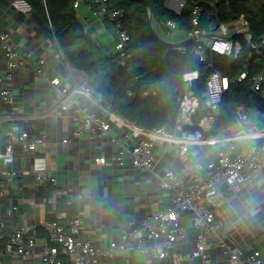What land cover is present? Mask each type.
Segmentation results:
<instances>
[{
  "label": "built area",
  "instance_id": "1",
  "mask_svg": "<svg viewBox=\"0 0 264 264\" xmlns=\"http://www.w3.org/2000/svg\"><path fill=\"white\" fill-rule=\"evenodd\" d=\"M83 1L74 0V7L78 10ZM168 3L178 10L184 1L169 0ZM11 6L21 13L30 14L31 6L26 0H12ZM88 8L94 9L95 14L114 25L116 37L113 47L118 50L116 54L119 56V63L125 64L131 53L127 48L130 34L123 28L121 20L124 16L123 9L112 7L110 0H90ZM199 13L200 9H195V24ZM237 21L244 24L246 29L242 30L249 29L245 19ZM165 28L168 34H184L183 42H193L191 47H173L181 53L196 55L200 61L207 60V48L229 59H236L242 48L241 43L230 37V34L214 33L207 42L197 37L202 34L198 30L182 32L173 20L166 21ZM244 34L249 39V33ZM263 45L264 32L261 44H256L253 48L257 54L264 56ZM21 46L14 42L10 31L0 32V51L7 67L5 76L0 74V82L4 78L11 79L15 69L32 63L34 51L23 46L22 49ZM62 60L72 83H66L52 70L46 56H41L34 64V70L49 84L53 95L52 105L46 111L16 110L13 107L15 94L8 88L0 89L1 101L9 106L0 113V119L9 121L5 132V148L0 152V196L4 194V181L11 183L17 173L14 159L18 147L22 155L30 159L34 178L40 186L56 184V177L50 173L46 157L38 151L39 146L46 142L47 134L38 129L36 122L47 116L58 118L68 115L74 126L62 138V143L78 140L83 134H88L91 140H108L115 145L112 159L109 161L101 154L94 157L95 164L145 170L156 177L160 187L169 193L170 203L151 212L138 223L130 220V228L124 230L117 241L109 240L107 245L100 246L86 236L85 218L59 208L58 199L65 196L61 192L52 193L44 197L51 218L40 225L46 232L41 247L37 248L38 226L22 222L7 236L0 233V255L28 257L38 253L43 264H106L105 257H113L117 252L124 254L139 251L146 257L164 260L168 264H212L208 249L209 238L214 236L226 256L227 264H264V257L259 250L254 249L246 254L243 247L228 243L219 233L221 223L217 220L218 213L235 198H239L247 190L262 188L260 179L264 185V111L240 105L236 107V125L239 127L237 132L223 136L218 134L221 130L213 133L230 78L218 69L209 72L203 93V108L207 113L198 117L203 109L199 95L190 89V82L198 76V71H192L183 75L187 86L179 98L174 122L147 128L114 110L88 84L84 71L72 66L63 55ZM245 77L246 71H243L238 81ZM263 81L264 73L256 75L253 91H260ZM75 96L89 100L96 108L90 110L75 99ZM111 130L116 134H112ZM241 140H247L249 144L244 146L240 143ZM159 144L165 147L164 152L170 147L177 148L180 170L165 165L161 155L155 152ZM193 145L211 146L215 158L207 155L205 161L198 157L192 149ZM79 198L80 196L68 194L66 203L74 205ZM18 208V203H12L7 213L11 215ZM185 213H190V217L185 218ZM186 219H189L196 232L194 246L189 249L182 246L189 237ZM0 226L4 227V223L0 222ZM129 262L130 259L126 257L125 263Z\"/></svg>",
  "mask_w": 264,
  "mask_h": 264
},
{
  "label": "crops",
  "instance_id": "2",
  "mask_svg": "<svg viewBox=\"0 0 264 264\" xmlns=\"http://www.w3.org/2000/svg\"><path fill=\"white\" fill-rule=\"evenodd\" d=\"M11 2L12 0H0V32L10 31L14 42L34 51V57L31 64L15 69L11 79L4 78L0 82V89L8 88L15 94L13 107L16 110L46 111L52 105L53 95L49 90V84L34 70L37 60L41 56H46L52 70L66 83H72L73 80L63 64L62 54L55 43L44 39L31 15L15 10ZM89 2L90 0H84L81 3L77 10L78 17L93 45L101 53L109 51L110 47L114 46L115 27L105 18L95 14L94 9L88 8ZM234 23L237 28L233 32L246 29L242 22L234 21ZM159 28L157 32L164 40L183 42L184 34L179 32L168 34V31L165 32ZM233 32L218 30L215 33L232 34ZM203 39L207 42L209 40L205 37ZM6 69V63L0 51L2 76H5ZM74 98L90 110L96 108L89 100L77 96ZM8 107L0 99V113ZM36 123L38 129L47 134L46 142L39 146L38 151L46 157L48 169L56 177V184L52 183L55 186L52 193L61 192L65 197L68 194L80 196L73 205L75 213L85 218L86 236L96 244L103 246L107 245L109 240L117 241L123 231L130 228V220L138 223L151 212L170 203L169 193L160 187L156 177L145 170L130 166L121 168L114 165L95 164L94 157L101 154L105 155L109 161L112 159L115 145L108 140H91L88 134H83L78 140H72L67 144L62 143V138L68 135L74 126L70 116L58 118L47 116ZM8 126V120L0 119V152L5 148V132ZM238 128L235 125L228 129ZM111 133L116 134L114 130H111ZM240 143L247 146L249 141L241 140ZM192 149L205 161L207 155L215 158L214 149L211 146L193 145ZM164 150L165 147L159 144L155 152L161 155L167 167L180 170L177 162V148L170 147L166 152ZM14 166L17 170L15 178L11 183L4 181V194L0 196V222L4 223V227L0 226V233L4 236L22 222L34 223L39 228L49 215L48 203L44 200L45 196L41 194V187L51 183L40 186L36 182L30 159L22 155L20 147L15 150ZM1 167L0 162V169ZM259 184L262 188L247 190L239 198L228 203L224 210L218 213L217 220L221 223L219 233L228 243L243 247L246 254L257 249L264 257V185L261 179ZM12 203H18L19 208L9 215L7 209ZM250 210L253 212L251 213ZM189 217L190 213H185V218ZM185 224L189 237L182 246L189 249L194 246L196 232L191 227L189 219H186ZM45 237V230L38 229L37 248L41 247ZM208 250L212 264H227L226 256L222 253L218 240L214 236L209 238ZM124 257L130 259L128 264H168L164 260L157 261L146 257L139 251L124 254L117 252L113 257H105V262L106 264H126ZM0 264L43 263L39 254L36 253L28 257L0 255Z\"/></svg>",
  "mask_w": 264,
  "mask_h": 264
},
{
  "label": "trees",
  "instance_id": "3",
  "mask_svg": "<svg viewBox=\"0 0 264 264\" xmlns=\"http://www.w3.org/2000/svg\"><path fill=\"white\" fill-rule=\"evenodd\" d=\"M26 1L43 38L54 42L72 66L86 73L88 84L114 110L141 126L155 128L174 122L179 98L187 86L183 75L192 71H198V76L190 82V89L199 95L203 109L198 117L207 113L203 108V93L209 72L218 69L230 78L213 133L237 124L236 107L240 105L264 111V81L260 91L252 89L254 77L264 73V56L250 47L244 33H232L242 45L236 59L207 48V60L200 61L196 55L181 53L163 38H157L149 24L151 16L156 31L160 27L167 32L165 22L173 20L182 32L198 30L207 34L243 18L251 31L252 44L260 45L264 32V0H184L180 10L169 7L167 0H110L112 7L123 9V28L130 34L127 48L131 56L123 65L117 54L95 58L93 42L79 20L74 0ZM197 8L200 13L195 24ZM79 41H86L88 47H77ZM192 43L187 45L191 47ZM243 71L246 77L238 81ZM54 190L51 183L41 187V194L47 196ZM58 206L75 214V207L66 203V197L58 199Z\"/></svg>",
  "mask_w": 264,
  "mask_h": 264
},
{
  "label": "rangeland",
  "instance_id": "4",
  "mask_svg": "<svg viewBox=\"0 0 264 264\" xmlns=\"http://www.w3.org/2000/svg\"><path fill=\"white\" fill-rule=\"evenodd\" d=\"M168 2H169V0H167V3ZM231 25H232V27H231ZM235 28H237L235 23L234 22H230L228 24L223 25L222 29L219 28V30H221V31L222 30H224V31L229 30V31L233 32V30H236ZM83 45H85V46L87 45L86 47H88L89 44L86 41H79L77 43V47H81ZM92 50L94 52L95 58L102 57L103 55L114 56L118 52V50L115 47H113V45L110 47L109 51H105L103 53H101L97 49V47H95V46H93ZM244 130H246V129H244ZM235 132H237V129H233V130H231V129H222L221 131H219L218 134L223 136V135H228V134H232V133H235Z\"/></svg>",
  "mask_w": 264,
  "mask_h": 264
},
{
  "label": "water",
  "instance_id": "5",
  "mask_svg": "<svg viewBox=\"0 0 264 264\" xmlns=\"http://www.w3.org/2000/svg\"><path fill=\"white\" fill-rule=\"evenodd\" d=\"M182 1H184V0H182ZM167 5H168L169 7H171V5H170L169 3H167ZM171 8H173V7H171ZM177 9L179 10V9H181V7L179 6ZM149 10H150V8H149ZM149 12H150V11H149ZM149 24H150V27H151L153 33L155 34V36H156L157 38L162 39V37L158 34V32L156 31V29H155L154 26H153L151 16L149 17ZM235 33H236V34H237V33H249V35H250V37H251V31H250V29H248V30H242V31H237V32H235ZM213 35H215V34H213V33H207V34L202 33V34L197 35V37H198V38H203V37H205V38H210V37L213 36ZM233 36H234V34H230V37H233ZM250 37H249V44H250V47L253 49V48H254V45L252 44V41H251ZM162 40H163L166 44H168V45H170V46L187 45L188 42L190 41V40H189V41H185V42L177 43V42L167 41V40H164V39H162ZM263 46H264V45H263Z\"/></svg>",
  "mask_w": 264,
  "mask_h": 264
}]
</instances>
